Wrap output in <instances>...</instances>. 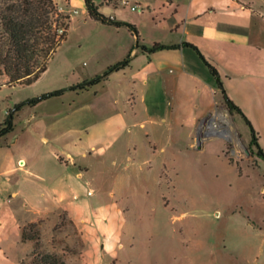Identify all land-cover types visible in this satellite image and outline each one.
Returning a JSON list of instances; mask_svg holds the SVG:
<instances>
[{"label":"crops","instance_id":"1","mask_svg":"<svg viewBox=\"0 0 264 264\" xmlns=\"http://www.w3.org/2000/svg\"><path fill=\"white\" fill-rule=\"evenodd\" d=\"M70 5L88 14L84 0ZM100 11L138 31L109 25L115 33L97 40L111 58L106 67L130 53L131 62L98 85L70 90L88 94L74 107L54 110L44 100L16 114L15 127L29 111L27 137L18 147L6 143L9 155L0 157V262L26 224L64 210L80 218L77 203L97 194L94 185L112 184L118 203L132 195L118 186L149 178L162 185L182 155L206 150L211 140L198 141L200 123L225 100L200 53L264 151V0H112ZM155 44L176 47L142 49Z\"/></svg>","mask_w":264,"mask_h":264},{"label":"rangeland","instance_id":"2","mask_svg":"<svg viewBox=\"0 0 264 264\" xmlns=\"http://www.w3.org/2000/svg\"><path fill=\"white\" fill-rule=\"evenodd\" d=\"M55 1L72 15L68 38L35 83L7 85L8 78H0V125L15 105L101 75L111 60L97 40L113 35V28L82 9L73 12L70 0ZM94 1L100 7L105 0ZM67 91L45 105L71 108L88 96ZM27 114L7 142L0 140V157L9 155L6 143L18 147L27 137ZM234 117L233 135L248 147L241 156L231 143L213 139L206 150L182 155L162 185L149 178L118 186L132 195L116 203L110 195L116 187L96 184L97 194L77 203L80 218L64 210L28 233L39 232L41 251L58 254L65 264H264V158L251 147L250 127ZM224 145L231 163L221 154ZM34 246L16 242L0 264L30 262Z\"/></svg>","mask_w":264,"mask_h":264},{"label":"trees","instance_id":"3","mask_svg":"<svg viewBox=\"0 0 264 264\" xmlns=\"http://www.w3.org/2000/svg\"><path fill=\"white\" fill-rule=\"evenodd\" d=\"M84 2L88 15L92 19L107 25L127 26L138 35L134 25L103 15L94 0H84ZM71 23V13L64 12L55 0H0V78L6 76L7 85L35 83L48 69L49 62L58 48L67 40ZM169 47L176 46L155 44L151 48L142 46V49L146 52H153ZM200 55L223 91L225 104L233 114L239 113L250 127L251 147L255 146L257 154L264 158L258 131L242 109L227 96L219 71L201 53ZM130 62L131 53L123 60L109 66L103 74L90 80L47 92L15 105L13 110L8 111L6 119L0 125V139L14 131L15 116L24 106H36L49 98L62 96L67 90H86L107 80L113 72L126 68ZM230 161L233 162L232 158ZM37 227L36 222H30L22 227V242L34 241L35 246L32 251V260L30 262L21 261L20 264H65L58 254L41 251L39 232L36 231L33 235L28 233L29 228L36 230Z\"/></svg>","mask_w":264,"mask_h":264},{"label":"built area","instance_id":"4","mask_svg":"<svg viewBox=\"0 0 264 264\" xmlns=\"http://www.w3.org/2000/svg\"><path fill=\"white\" fill-rule=\"evenodd\" d=\"M125 5L129 0H122ZM132 10L140 8L138 4L133 5ZM235 125L234 114L227 105L217 106L205 119L200 123V138L203 142L213 139H222L226 143L232 144V153L238 156L248 152V147L239 137L233 135Z\"/></svg>","mask_w":264,"mask_h":264},{"label":"water","instance_id":"5","mask_svg":"<svg viewBox=\"0 0 264 264\" xmlns=\"http://www.w3.org/2000/svg\"><path fill=\"white\" fill-rule=\"evenodd\" d=\"M198 141H199V142H202V140H201L200 136H198Z\"/></svg>","mask_w":264,"mask_h":264}]
</instances>
